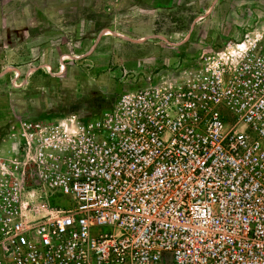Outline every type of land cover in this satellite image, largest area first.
<instances>
[{"label":"built area","instance_id":"2783aa9c","mask_svg":"<svg viewBox=\"0 0 264 264\" xmlns=\"http://www.w3.org/2000/svg\"><path fill=\"white\" fill-rule=\"evenodd\" d=\"M125 81L0 132V264H264V14Z\"/></svg>","mask_w":264,"mask_h":264},{"label":"rangeland","instance_id":"374dc122","mask_svg":"<svg viewBox=\"0 0 264 264\" xmlns=\"http://www.w3.org/2000/svg\"><path fill=\"white\" fill-rule=\"evenodd\" d=\"M255 1L0 0V132L22 117L92 111L134 73L172 70L230 13L254 25Z\"/></svg>","mask_w":264,"mask_h":264},{"label":"crops","instance_id":"0c3cea01","mask_svg":"<svg viewBox=\"0 0 264 264\" xmlns=\"http://www.w3.org/2000/svg\"><path fill=\"white\" fill-rule=\"evenodd\" d=\"M246 2L247 5H255V6H259V2L255 1V0H212L211 4H209V6H213L214 8L221 2L224 3H231V2ZM245 4V3H244ZM2 5V2H0V6ZM258 10V9H256ZM231 14V16H230ZM230 14H225L224 16H222V18L220 19H216V20H221V22H223L224 20H227V17H231V20L228 21L229 23H227L228 26H216L215 28H212L211 31H207V32H202V37H204L206 40L201 42H197L195 47L197 46H201V45H209L210 43H216L218 42L221 38H227V37H236L239 36L241 34V32H243L245 29H247V26L249 24V22H251V20H244V16H237V18H235V14L234 12L230 13ZM4 14H0V22L1 21H6V18L3 17ZM216 14H211L210 16H208L207 21L209 20V22L215 20ZM251 17L253 18V15H251ZM214 18V19H213ZM208 41H210L208 43Z\"/></svg>","mask_w":264,"mask_h":264}]
</instances>
